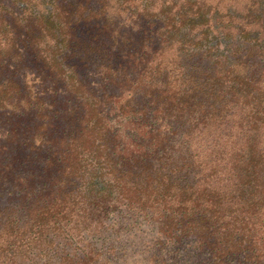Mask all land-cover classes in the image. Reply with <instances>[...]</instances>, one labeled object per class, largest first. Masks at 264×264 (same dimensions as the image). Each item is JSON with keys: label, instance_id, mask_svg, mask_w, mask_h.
<instances>
[{"label": "trees", "instance_id": "1", "mask_svg": "<svg viewBox=\"0 0 264 264\" xmlns=\"http://www.w3.org/2000/svg\"><path fill=\"white\" fill-rule=\"evenodd\" d=\"M135 256L264 264V0H0V264Z\"/></svg>", "mask_w": 264, "mask_h": 264}, {"label": "rangeland", "instance_id": "2", "mask_svg": "<svg viewBox=\"0 0 264 264\" xmlns=\"http://www.w3.org/2000/svg\"><path fill=\"white\" fill-rule=\"evenodd\" d=\"M146 235L149 236L150 235V232L147 231V234ZM126 238H128V237H126ZM94 243L97 244V245H100L101 244V242H97V241H95ZM105 243L108 245V246L106 245L105 248L103 249V251H105V252H107V247H109V245L110 246H114V245H117L118 244V242L113 241V240H108ZM106 255H107L106 258H109V257L110 258H114L116 256L115 254H111V253H107ZM136 261H139V262H136ZM140 263H142V260L138 256H135L132 260H129V262H128V264H140ZM112 264H121V263L119 261H114Z\"/></svg>", "mask_w": 264, "mask_h": 264}]
</instances>
